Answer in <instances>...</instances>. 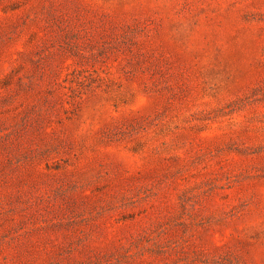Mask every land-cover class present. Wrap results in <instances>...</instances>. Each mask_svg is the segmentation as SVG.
<instances>
[{
    "label": "rangeland",
    "instance_id": "1",
    "mask_svg": "<svg viewBox=\"0 0 264 264\" xmlns=\"http://www.w3.org/2000/svg\"><path fill=\"white\" fill-rule=\"evenodd\" d=\"M0 264H264V0H0Z\"/></svg>",
    "mask_w": 264,
    "mask_h": 264
}]
</instances>
